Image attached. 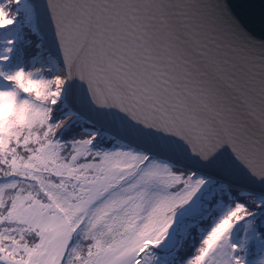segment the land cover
<instances>
[{
	"label": "snow or ice",
	"instance_id": "obj_1",
	"mask_svg": "<svg viewBox=\"0 0 264 264\" xmlns=\"http://www.w3.org/2000/svg\"><path fill=\"white\" fill-rule=\"evenodd\" d=\"M0 264H264V0H0Z\"/></svg>",
	"mask_w": 264,
	"mask_h": 264
}]
</instances>
